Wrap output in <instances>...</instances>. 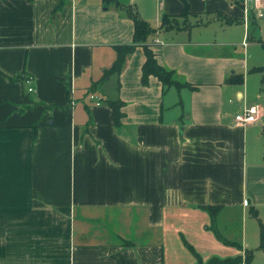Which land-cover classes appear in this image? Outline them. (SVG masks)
I'll list each match as a JSON object with an SVG mask.
<instances>
[{
  "label": "crops",
  "instance_id": "crops-1",
  "mask_svg": "<svg viewBox=\"0 0 264 264\" xmlns=\"http://www.w3.org/2000/svg\"><path fill=\"white\" fill-rule=\"evenodd\" d=\"M186 1L199 12L191 25L164 29L162 15L182 0H119L157 28L145 43L191 87L152 75L143 84L141 45L99 81L114 46L133 35L114 3L0 0V264H193L184 242L202 259L234 255L205 229L209 204L238 212L242 249L253 250L242 264H264V107L251 123L233 122L259 50L244 34L236 43L192 34L247 23L249 0ZM20 72L33 92L10 79ZM104 98L123 101L118 126Z\"/></svg>",
  "mask_w": 264,
  "mask_h": 264
},
{
  "label": "trees",
  "instance_id": "trees-1",
  "mask_svg": "<svg viewBox=\"0 0 264 264\" xmlns=\"http://www.w3.org/2000/svg\"><path fill=\"white\" fill-rule=\"evenodd\" d=\"M65 1L66 0H59L57 7H60L61 5H63ZM103 1L105 4L114 3L119 8V10H121L124 13V15L132 19L133 35H132V40L130 43H122V44H117L114 46L115 56H114L113 62L108 68L104 70L103 75L99 79V81L105 80L107 77H109L112 74H118L121 70V67L124 63L126 56L130 54L137 45H141L144 51V56H145L144 62L141 66V82L143 84H146L148 81V77L152 75V76H155L160 81V83L162 84V87H168L170 85H174L176 87H179L182 85L189 86V87L192 86L186 82H181L179 80H176L174 78L173 71L171 69H168L160 65L157 61L156 53L150 48L149 44L145 43L149 35L156 33L157 28L153 27L150 23H148L145 19H143L137 13L134 7L122 4L121 2H119V0H103ZM182 2H183V7L179 13L162 15L160 28L177 29V28H187L191 25L188 18L190 16H197L199 12L191 11L189 4L186 0H182ZM214 13L217 17L224 19V22L227 24L238 21V18L225 15L221 11H215ZM251 17L254 18V15ZM198 23L200 22L197 20L195 21L194 24H198ZM263 47H264V43H263ZM255 69L260 70L262 69V67L259 66ZM28 76H30V74L20 72V73L13 74L10 77V79L20 80L24 86L23 91L25 93H29L26 91V87L23 82V79ZM99 81H95L92 85L95 86L96 84L99 83ZM99 100L101 101L100 97H99ZM104 101L108 104V106L111 109L113 124L115 126H118L120 119L124 115L123 111L121 110L123 101L120 100L119 98H115V99L104 98ZM31 129H32V140H34L36 137V125H33ZM201 208L204 209L208 213L209 218H210V222L208 225H205V229L212 231L215 237L219 241H221L223 244L231 245V246L235 245L238 248H242V244L240 240H238L236 244L233 239L224 235L223 231H221V229L216 223L219 213L222 212L223 210V206L209 204V205H202ZM184 243L187 249L192 253V255L195 258V262L193 264H242V263H248L251 260L252 255H253L252 249H245L246 254L243 258L241 255H237L234 257L211 256L207 260H203L200 257V255L194 250V248L190 244H188V242H184ZM259 247L264 251V237H262Z\"/></svg>",
  "mask_w": 264,
  "mask_h": 264
},
{
  "label": "rangeland",
  "instance_id": "rangeland-1",
  "mask_svg": "<svg viewBox=\"0 0 264 264\" xmlns=\"http://www.w3.org/2000/svg\"><path fill=\"white\" fill-rule=\"evenodd\" d=\"M245 7L249 12L243 17H248L249 21H247V23H239L230 27H226L225 25L220 26L219 22H214L207 25L206 27H194L192 34H210L211 37H214L216 34H220L221 36H227L230 40L234 41L233 43H236L235 41L240 39L243 34L244 36L248 35V46L252 41L251 48L257 47L259 50V53H252L249 58V63H251L250 65H259L262 67V69L246 72L247 74L242 73V83L244 84L246 79L248 80V89L247 92L245 91L244 98L247 100L248 104H259L264 107V4L260 6L262 16L258 17L254 15V18L251 17L254 10L253 5L250 4L248 6L246 5ZM236 47L239 48L240 46ZM251 222L255 223L254 219H251ZM216 223L221 231H223L224 235L233 239L237 244L239 240L238 212L236 210L226 211L223 209L222 212L219 213ZM232 246L236 248V253L231 255V257L241 255L243 258L245 256L246 253L244 249L238 248L235 245ZM202 253L206 255L211 253V250L202 246ZM205 259L207 258H204L203 260Z\"/></svg>",
  "mask_w": 264,
  "mask_h": 264
},
{
  "label": "built area",
  "instance_id": "built-area-1",
  "mask_svg": "<svg viewBox=\"0 0 264 264\" xmlns=\"http://www.w3.org/2000/svg\"><path fill=\"white\" fill-rule=\"evenodd\" d=\"M261 2L262 0H249V5L252 4L253 9L255 10H253V15L258 17L262 16V12L260 11ZM244 21L246 22L247 18H244ZM32 80V76H28L23 79L26 91L29 93L34 91V85L32 83ZM89 98L94 100L96 104L100 103L99 97L94 93L89 94ZM257 113L258 106L256 104H248L244 106L241 111L237 112L234 115L233 122L236 125H246L256 120Z\"/></svg>",
  "mask_w": 264,
  "mask_h": 264
}]
</instances>
